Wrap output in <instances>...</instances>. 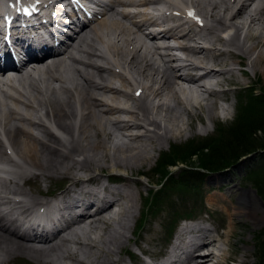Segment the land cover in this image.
Returning a JSON list of instances; mask_svg holds the SVG:
<instances>
[{"label": "bare ground", "instance_id": "6f19581e", "mask_svg": "<svg viewBox=\"0 0 264 264\" xmlns=\"http://www.w3.org/2000/svg\"><path fill=\"white\" fill-rule=\"evenodd\" d=\"M44 1L47 5H39L41 14L48 8L61 11L60 0ZM134 1L112 0L109 13L90 22L78 36L75 56L57 54L50 61L39 59L20 76L16 86L0 70V130L4 136L0 138V165H10L0 170V264H10L19 255L37 264H65L63 260L69 264H127L120 256L122 251L132 263V254L138 255L129 249L127 236L128 221H136L132 178L102 173L95 177L86 164L93 163L98 169L102 168L98 163L108 162L113 171L125 172L152 158L149 147L140 149L128 139L139 143L135 140L153 136L152 147L158 150L183 136L195 141L201 134L197 127L181 136L176 134L181 127L169 128L177 114L190 116V104L191 109L199 107L198 99L195 103L188 94H194L192 89L201 88L208 94L205 111L209 109L211 120L201 119L203 124L208 120L213 123L219 119L220 101L229 96V89H222V81L238 83L239 90L254 88L235 78V70L245 73L246 67L264 78V0H154L142 5ZM189 8L195 17L188 14ZM196 17L200 18L199 26ZM196 27L200 29L196 31ZM246 29L248 33L241 38ZM129 83L140 96L136 102L123 95L132 94L127 91ZM120 112L129 113L134 126V121L140 122L139 128L130 121L127 126L146 133L131 138L122 132L126 140L115 142L113 129L106 123L116 122ZM164 119L169 124L164 125ZM203 124L202 132L206 133L208 127ZM109 141H114L112 147ZM144 141L147 144L150 140ZM142 170L140 167L139 172ZM58 177L67 183L55 202L64 205L77 199L72 206L84 216L64 215L47 198L25 199L22 185L31 182L38 186ZM109 179L121 184L111 189L105 183ZM243 192L244 203L232 215L227 207L215 205L228 200L219 196L208 199L210 212H224L217 227L205 228L209 221H197L193 228L178 234V244L161 259L144 247L145 236L136 243L138 250L147 254L152 264L238 261L229 250L219 247L221 242L229 247L236 234L233 216H244L248 211L249 217L256 218L254 223H260L264 214L251 194ZM10 194L24 200L16 197V201ZM137 195L141 198L140 192ZM34 205H47L48 214L40 219L41 228L48 229L44 236L31 237L17 230L21 215L32 211ZM95 227L102 234L94 239L90 231ZM233 252L237 253L236 247Z\"/></svg>", "mask_w": 264, "mask_h": 264}, {"label": "rangeland", "instance_id": "374dc122", "mask_svg": "<svg viewBox=\"0 0 264 264\" xmlns=\"http://www.w3.org/2000/svg\"><path fill=\"white\" fill-rule=\"evenodd\" d=\"M197 19V20H196ZM196 23H198L197 21L200 20V18L198 19L196 17ZM199 23H201V21H199ZM246 33H248L247 29L243 30L241 32V38L246 36ZM224 37H227L226 34L224 35ZM238 68V67H237ZM246 70H244L245 73H241L239 71V68L235 73V78L239 79V83H245V84H249V85H253L255 89V92L260 94L261 92H264V78L262 75H253V73L247 69V67L245 68ZM250 78V79H249ZM249 81V82H248ZM223 82V88L222 89H229V96L227 99H225V101H220L222 103H220V108L217 111L218 112V117L217 120L215 122H209V120H211V114L210 111L208 109V111H205V108H207V104L208 103V99L206 98L208 96V94L201 88L199 89H192L194 94H190V98H192V100H195L194 102H200L199 107H194V109H191V104L189 105V115L183 113V114H177V120L174 122H171L172 125H170V129H177L178 127H181L180 132L176 133L177 136H181V134L185 135L187 134V132H190L192 129H194V127H197L198 131H200V135H198L196 143L199 141L200 143H203L206 138H212L215 133H214V129L217 125V127L221 126V127H228L230 126L234 119L235 116L237 115V106L239 103V98L242 95V92L245 91L247 88L245 87V89L243 90H239L238 89V83L236 84H232L229 83L226 84V82ZM253 82V83H250ZM234 85V86H233ZM236 85V86H235ZM247 85V87L249 86ZM229 86V87H228ZM188 91H190L189 88H187ZM250 89V88H248ZM221 90V89H220ZM130 93L132 94H125L123 93V95L127 98H131V103L132 100H134L135 102L138 100L137 97H140L138 94H136L135 91H132L131 88V84L129 83L128 85V90ZM127 92V93H129ZM247 92V91H245ZM187 94V95H188ZM232 94V95H231ZM245 95V94H244ZM186 98V96H185ZM120 99L125 103V99L124 97L120 96ZM192 100H186V101H192ZM130 103V102H129ZM201 104H204L205 106L202 107ZM126 106V105H124ZM229 106V108H227ZM223 108H227L228 110L223 111ZM124 111V110H122ZM209 114H207V113ZM122 113L121 115H119V119L116 122H108L106 123V125L108 126L109 129H113V136L115 137V142L120 140V139H125L127 137H135L136 133H144L143 131H140V129L142 130V128L140 129H133L130 128V126H127V122L130 121V116L129 113L126 112H120ZM203 117H208L209 120L208 122L206 121V123H204L207 127H208V131L202 132V119ZM136 122V126L135 123H132V121H130L129 124H131L133 127H138L137 123H140L139 121H134ZM170 121H168L167 119H164L163 124L167 125L169 124ZM174 123V124H173ZM203 124V125H204ZM115 126L118 127L115 129ZM114 127V128H113ZM179 130V129H178ZM127 135L126 138H124L123 133ZM132 133V134H131ZM146 133V131H145ZM144 133V134H145ZM58 134V133H57ZM203 134V135H202ZM207 137H204L206 136ZM204 137L203 140H201L199 137ZM137 137V136H136ZM132 138V137H131ZM184 139V140H183ZM144 140H150L149 142H147V144L145 143ZM190 140V138L188 139L186 136H183L181 139L176 138V141H171L168 144H163V148L161 150H158L157 148L154 149L152 147L153 145V141H154V137L153 136H144L143 137V141L141 139L139 140H135L138 141L139 143H135L134 140H129V142H132L133 144L141 146L143 147H149V149L151 150V154H152V158H149L148 160H145L143 165L138 166L137 168L134 169H123L125 172L122 171H117V170H112V168L110 167L111 164H108V162H104V163H98L102 168H98L95 169L96 166L93 163H88L86 164L85 168L90 167L91 170H94L91 172L92 176H97L100 173L104 174V175H118V174H123L126 176V179L129 180V178L132 180L131 182V186L133 191L136 193L135 196V204H134V214L135 216V220L136 221H128V226H129V231L127 232V236L129 237L128 239V247L131 250L134 251H139L138 250V246L136 245V243H139V239L142 238L143 236L146 237L145 242L143 243L144 247L150 249L152 252L154 253V258L158 259L159 254H157L156 252L161 251L163 249V245L165 243V237L167 235V233L169 232V226L171 225V221H174L173 225L175 227V225H177L181 219L183 218L178 217L176 218L173 211L176 210L178 212L182 211L185 208V211L192 213L190 215V217L192 219H196L197 221H209V224H207L208 228H213L217 227V224L219 223V215L224 213L222 211V213L219 214V212H215L212 213L210 211H208L209 209L207 208V206H209L208 203V199H218L219 197L224 198L225 202H218L216 205V207L218 208V206L223 205V207H227L229 210V213L232 215L234 210L236 209V207L240 204H243L244 199H242V192L246 191L248 193L251 194V196L254 198V200L256 201V203L258 204V206L261 208V210H263L264 212V201L261 199V197L256 193L255 185H254V178H252L251 180L246 177L247 173L253 169H256L257 166H259L260 164H262V162H264V153H262V156L260 155H253V157H249L246 156L244 158H242L238 163H236V165H234L233 167H230L228 169H225L223 171H219L217 173L214 174H207L206 176L203 177V181H202V187H201V191L199 193V195L195 198L192 195L189 194H185V193H180V192H175L170 194V202L167 204L163 203L160 208H158V212L157 214L151 215L152 211L150 209V207L145 206V199L146 197L149 196L150 191L155 190L158 188V183L160 182V174L159 172L154 169L156 167V165L158 164L161 156H163V154L167 153L170 151V148L172 147V145H177V144H184L187 143L186 141ZM201 140V141H200ZM82 141V140H81ZM144 143V145H143ZM81 145L86 147V142L82 141V143H80ZM109 147H112L114 145V141H109L108 142ZM86 150V149H85ZM103 154V153H102ZM80 157V156H79ZM77 157V159L81 160V157L79 158ZM201 159H203L202 157H200ZM200 158H191L189 159L190 161L187 162V164H179L176 167H170V171L171 174H174L176 178L179 177V174L182 170H184V168H186L187 166H197L199 163V159ZM3 165V166H2ZM2 167L10 168V165L6 162H2ZM7 165V166H5ZM103 165V166H102ZM141 169H143L142 171L139 172ZM7 168V169H8ZM87 171V170H86ZM85 171H81V173H83ZM88 172V171H87ZM144 173H146L144 175ZM223 174V175H220ZM89 176V175H86ZM217 176H223L217 179H214ZM64 177H58V178H54L52 180H46V181H41L39 183V185H35L34 183L28 182L26 183V185H22V191H24L26 194L24 195L25 199H29L30 201H35V200H44L45 198H50V196L56 195V193L59 190H62L65 186V183H67ZM155 182V183H151L150 182ZM32 187V188H31ZM28 189V190H26ZM28 192V193H27ZM30 192V193H29ZM140 192L141 194V198L137 195V193ZM34 193V194H33ZM244 193V192H243ZM241 194V196H240ZM33 195V197H32ZM11 197L14 198V200L18 201L19 200H24V198H21L23 196H14V194H10ZM219 196V197H217ZM17 197V199H16ZM36 197V198H34ZM21 198V199H20ZM33 198L35 200H33ZM197 205L198 208L195 209H191L192 206ZM33 205V204H32ZM39 206V205H38ZM38 206L33 207L32 211L27 212L23 215H21V217H25V216H29L32 215L35 211H37ZM243 207L246 208L245 205H243ZM183 208V209H182ZM4 209V208H3ZM222 210V209H221ZM142 213V214H141ZM184 213V212H183ZM238 213V212H236ZM248 211L245 212L244 216L243 213L241 215H239L238 217L236 215H234L233 217V221L235 223V228H236V234L234 235V237H232L230 239V246L228 247L225 243L221 242V244H219V247L221 249H227L229 250L230 253L233 254V256H235V258L238 259V261L236 262H230V264H256L257 258H256V247H255V238L256 235L259 233V231L264 227V214L263 216V220L260 223H254V220L256 219L255 217H249V215L247 214ZM139 214H141V216L139 217ZM224 216V214H223ZM175 217V218H173ZM143 218L142 221V225L140 228H138L137 225H139L140 219ZM254 218V219H252ZM174 219V220H173ZM202 219V220H201ZM218 219V220H217ZM225 219V217H224ZM226 220V219H225ZM221 221V219H220ZM221 230V229H220ZM93 233V234H92ZM99 229L97 227L91 229L90 231V236L93 237L94 239L99 236ZM92 234V235H91ZM102 234V233H100ZM96 235V236H95ZM95 236V237H94ZM94 244V243H93ZM97 247L99 248L100 245L99 243L96 244ZM69 247H74L73 244L68 243ZM95 247V248H97ZM235 247L237 248V253L235 254L233 252V248L235 249ZM95 251H98V249H96ZM94 251H92L93 253ZM123 252V251H122ZM120 254V256H122V259H125V263L127 264H138V259H136L135 261L132 260V263L129 262L128 256L126 254V252L124 251L123 254ZM218 252V251H216ZM156 253V254H155ZM143 257L146 258L145 253L143 254ZM17 258V259H16ZM13 258L12 261H10V264H37L36 262L32 261L31 259H29L28 257L25 256H21L19 255L18 257ZM147 258L151 261V259L149 258V256L147 255ZM242 260H245L246 262H241ZM15 261V262H14ZM62 261V260H61ZM64 262H66L67 264H69L67 262V260H63ZM65 263V264H66ZM209 264H218L216 259H214L213 261H211Z\"/></svg>", "mask_w": 264, "mask_h": 264}, {"label": "trees", "instance_id": "16d2710c", "mask_svg": "<svg viewBox=\"0 0 264 264\" xmlns=\"http://www.w3.org/2000/svg\"><path fill=\"white\" fill-rule=\"evenodd\" d=\"M245 91L239 98L237 115L230 126L216 127L215 135L210 139L202 138L201 140H205L203 143L189 140L184 144L172 145L170 151L161 156L154 168L160 174L158 188L150 191L145 199L146 209L150 207L151 215L155 216L163 203L167 204L171 201L172 193L189 194L196 200L201 191L203 177L207 174L228 169L248 155L262 156L264 153V92L258 94L252 88H247ZM191 158H200L197 166L186 165L178 178L171 174L170 167L187 164ZM246 177L250 180L254 178V189L264 201V162L256 169L249 171ZM196 208L198 207L194 203L191 209L195 211ZM185 209L187 208L184 207L180 212L174 210L175 217H190L192 213ZM142 221L143 218L140 219L138 228L141 227ZM255 241L256 264H264V227L256 235Z\"/></svg>", "mask_w": 264, "mask_h": 264}]
</instances>
